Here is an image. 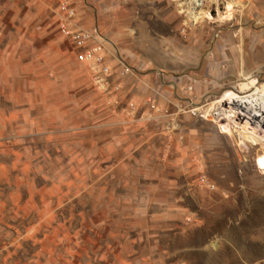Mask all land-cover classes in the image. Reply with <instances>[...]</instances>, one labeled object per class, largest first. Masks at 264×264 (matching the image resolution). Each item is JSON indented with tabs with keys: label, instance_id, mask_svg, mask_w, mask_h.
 I'll use <instances>...</instances> for the list:
<instances>
[{
	"label": "rangeland",
	"instance_id": "rangeland-1",
	"mask_svg": "<svg viewBox=\"0 0 264 264\" xmlns=\"http://www.w3.org/2000/svg\"><path fill=\"white\" fill-rule=\"evenodd\" d=\"M64 1L0 0V264L117 263L111 233L131 261L264 264V138L217 102L264 85V0L212 20L196 0L187 26L185 0H70L69 19ZM121 136L137 152L103 156ZM118 165L160 182L122 189L103 173Z\"/></svg>",
	"mask_w": 264,
	"mask_h": 264
},
{
	"label": "built area",
	"instance_id": "built-area-1",
	"mask_svg": "<svg viewBox=\"0 0 264 264\" xmlns=\"http://www.w3.org/2000/svg\"><path fill=\"white\" fill-rule=\"evenodd\" d=\"M240 0H212L209 7L206 9L204 17L207 19L209 18L212 20L213 18L217 17V8L222 7L224 10V7L226 4H229L233 6L239 2ZM70 3V0H65L64 5H62L61 10L66 14V17L69 19L72 15H74V11L72 8L68 6ZM201 6L198 5V1L196 0H185L183 5L180 7V12L183 16V22L184 24L192 25L194 24L193 15H195L197 9H199ZM204 7V0L203 5ZM205 11V10H204ZM233 11V10H232ZM264 20V17H263ZM187 26V25H186ZM61 33L64 35V37H67L71 43L73 48L75 49V58L79 62H89L90 64H94L96 67L97 65L101 66L102 63V57L99 54L98 48H92L88 47L87 43L89 40L90 35L82 30H74L69 31L66 29L65 25L64 27L61 26ZM100 73L102 77H99L97 80L99 83H103L105 81V78L108 76V68L105 66L100 67ZM255 112L258 114L257 117L254 118L253 122L250 124L251 127H256L255 129V135L264 138V113L260 109H255ZM264 112V111H263Z\"/></svg>",
	"mask_w": 264,
	"mask_h": 264
},
{
	"label": "crops",
	"instance_id": "crops-1",
	"mask_svg": "<svg viewBox=\"0 0 264 264\" xmlns=\"http://www.w3.org/2000/svg\"><path fill=\"white\" fill-rule=\"evenodd\" d=\"M225 39V38H224ZM224 41V40H222ZM131 139H129V137H125V136H121V137H115L114 140H111L109 142L106 143L107 146L104 145V150L105 153H103V156L108 157V158H118V157H132V154H134V152H137L135 150H133V148H130V150H126L123 148H120L119 144L121 143H126V142H130ZM116 142V143H115ZM118 144V145H117ZM118 146L117 148H115V146ZM135 167H130L128 165H118V166H112V167H106L103 171V173H106L108 176H110V178L112 179V181H114L116 179V181L118 182V184H120L122 187V189H130V188H135V186H137L140 183H146L148 184H156L160 182V179L158 178H154V181L151 180L150 177V173L147 172H143V171H138L137 169H134ZM109 218V216H108ZM114 218V217H113ZM114 222V220H113ZM127 223L122 224V226H110L111 232L115 231H122V232H126L127 228L130 227L126 225ZM120 229H119V228ZM110 232V230H109ZM111 236H115L120 238L119 242V251H117V254L115 253V255H117V263H113V264H152L151 261H149V258H133V260L131 261L130 258L131 254H129V251L127 250V253L125 252V245L120 244L121 241L124 239V235H120V234H112ZM110 237V235H109ZM127 256L129 259H127Z\"/></svg>",
	"mask_w": 264,
	"mask_h": 264
},
{
	"label": "bare ground",
	"instance_id": "bare-ground-1",
	"mask_svg": "<svg viewBox=\"0 0 264 264\" xmlns=\"http://www.w3.org/2000/svg\"><path fill=\"white\" fill-rule=\"evenodd\" d=\"M199 3L201 4V2ZM231 9L232 6L229 4L225 6L226 11H231ZM193 19L194 21L197 20V16L196 18L193 16ZM255 84L252 85L251 82L240 84V91L245 92L244 95H233L228 93L225 95V98H221L219 101H217L221 105L219 108L220 115H222L226 120L233 122V124H237L239 126L237 127L240 129L242 134L248 133L246 130L254 133L256 127H251L250 124L253 122L254 118L258 116V114L255 112L256 108L260 109L262 113H264V85L255 88ZM251 90V93L246 94ZM219 128L222 133L233 138L232 129L230 126L223 124L220 125ZM246 137L248 140L251 139L250 136L244 135V138ZM237 143L242 148H245V145L241 140H238Z\"/></svg>",
	"mask_w": 264,
	"mask_h": 264
}]
</instances>
